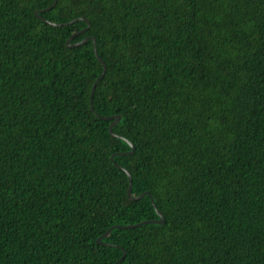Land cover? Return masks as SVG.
<instances>
[{
  "label": "trees",
  "instance_id": "1",
  "mask_svg": "<svg viewBox=\"0 0 264 264\" xmlns=\"http://www.w3.org/2000/svg\"><path fill=\"white\" fill-rule=\"evenodd\" d=\"M0 0V264H264V0Z\"/></svg>",
  "mask_w": 264,
  "mask_h": 264
},
{
  "label": "water",
  "instance_id": "2",
  "mask_svg": "<svg viewBox=\"0 0 264 264\" xmlns=\"http://www.w3.org/2000/svg\"><path fill=\"white\" fill-rule=\"evenodd\" d=\"M55 3H56V0H52V3L48 7L44 8V9H40V10L34 11L33 14H34L35 17H38L41 22H43V23H45V24H47L49 26H53V27L66 26L68 24H71L74 21H81V22L85 23V27L84 28H82L80 31H78L76 33H73L71 36H69L67 38V40L65 41V45L68 48H73V47H76V46H78L80 44L85 43L87 40H90L91 41V44H92V52H93V55H94L95 59L99 62V64L101 65V67H102L101 72L93 80V82L91 83L90 88H89L88 107H89V110L91 112H93L92 105H91L93 91H94V88H95L96 83L103 76V74L105 72V65H104L103 61L100 59V57L97 55L96 48H95V42H94L95 40H94L93 37H90V36L88 37L87 36V37H84L81 41H79L77 43L70 44V40L72 39L73 36H76L78 34H81V33H83L84 31L87 30V28L89 27V22H88L87 19H85L84 17H78V18H75V19H73V20H71L69 22H66V23L56 24V23H52V22L45 21L43 18H41V17L38 16V14L43 13V12L48 11L49 9H51L55 5ZM95 117H97L98 119H101V120L111 121L109 123L108 127H107V130H108L109 135L112 136V137H115V138H118V139L122 140L129 147V151H127V152H121V153H113L109 157V160L113 164V166H115L117 169L121 170L124 173V175L126 176V179H127V187H126V191H125L126 197L130 201H135V200H138V199H140V198H142L144 196H148L149 201H150V203H151V205H152V207L154 209V212H155V214L157 216V220L141 221V222H138V223L132 224V225H114V226H111V227L107 228L103 234H101L99 237L96 238L95 243L97 245H101V246H113V247H116V248L120 249V251L122 252L121 253V256L117 259L116 262L113 263V264H116L117 262H119L120 260H122L124 258V255H125L124 250L122 248L116 246V245H112V244H108V243L101 242V239H103L105 237V235L111 229H113V228L132 229V228H137V227H139L141 225H144V224H158V225L159 224H163V217H162L161 213L155 207V205L153 203L152 196L150 195V193L148 191H145V192H143V193H141V194H139L137 196H131V194H130V190H131V178H130V175H129L128 171L126 169H124L123 167L117 165L113 161V157H115V156H127V155H131L133 153V150H134V147L132 146V144L130 142H128L123 137L112 133V127H114L116 125V123L119 121L120 116L119 115L99 116V115H96L95 114Z\"/></svg>",
  "mask_w": 264,
  "mask_h": 264
}]
</instances>
